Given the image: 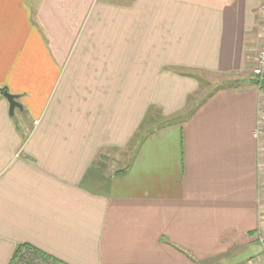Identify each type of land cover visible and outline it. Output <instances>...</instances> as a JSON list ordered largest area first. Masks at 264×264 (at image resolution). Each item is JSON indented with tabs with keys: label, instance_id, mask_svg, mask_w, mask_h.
Listing matches in <instances>:
<instances>
[{
	"label": "crops",
	"instance_id": "1",
	"mask_svg": "<svg viewBox=\"0 0 264 264\" xmlns=\"http://www.w3.org/2000/svg\"><path fill=\"white\" fill-rule=\"evenodd\" d=\"M259 2L0 0V264H256Z\"/></svg>",
	"mask_w": 264,
	"mask_h": 264
},
{
	"label": "built area",
	"instance_id": "2",
	"mask_svg": "<svg viewBox=\"0 0 264 264\" xmlns=\"http://www.w3.org/2000/svg\"><path fill=\"white\" fill-rule=\"evenodd\" d=\"M258 48L252 68L258 94L257 121L253 132L257 146V169L264 179V0H260L258 9ZM264 196V187H263ZM264 199V197H263ZM261 247L256 264H264V210L259 213V225L254 235ZM11 264H62L46 254L36 253L24 248L12 259Z\"/></svg>",
	"mask_w": 264,
	"mask_h": 264
},
{
	"label": "rangeland",
	"instance_id": "3",
	"mask_svg": "<svg viewBox=\"0 0 264 264\" xmlns=\"http://www.w3.org/2000/svg\"><path fill=\"white\" fill-rule=\"evenodd\" d=\"M113 1H116V2L120 1V2H125L126 3L129 0H113ZM200 80H202V81H201L200 87L198 88L196 94L194 96H192L191 98H189V103H190L189 105L190 106L195 104V102L198 101V99L201 97L202 94H204L205 92H207V91H209L211 89H214L216 84H217V82H215V81L219 80V77L206 78V77L203 76V77H201ZM225 86L227 87V83H225ZM158 121H159V119L155 118V122L158 123ZM152 122H154V121H152ZM152 122H150V123H152ZM150 123H148V124H150Z\"/></svg>",
	"mask_w": 264,
	"mask_h": 264
},
{
	"label": "water",
	"instance_id": "4",
	"mask_svg": "<svg viewBox=\"0 0 264 264\" xmlns=\"http://www.w3.org/2000/svg\"><path fill=\"white\" fill-rule=\"evenodd\" d=\"M2 96L8 103V113L10 116L13 115L15 109H21V105L18 103L16 96L11 95L6 91L2 93Z\"/></svg>",
	"mask_w": 264,
	"mask_h": 264
},
{
	"label": "trees",
	"instance_id": "5",
	"mask_svg": "<svg viewBox=\"0 0 264 264\" xmlns=\"http://www.w3.org/2000/svg\"><path fill=\"white\" fill-rule=\"evenodd\" d=\"M193 77H194L197 81L200 82L199 78H197V77H195V76H193ZM3 92H5V89H0V94H1V95H2ZM24 248H29V249H31V250H34L36 253H41V252H39L38 250H36L35 248H33V247L29 246V245H26V244L18 245V246L16 247L14 253H13V256H12L11 261H10L9 264H11L12 259L17 255V253H18L20 250L24 249ZM41 254H43V253H41ZM56 262H57V261H56Z\"/></svg>",
	"mask_w": 264,
	"mask_h": 264
}]
</instances>
